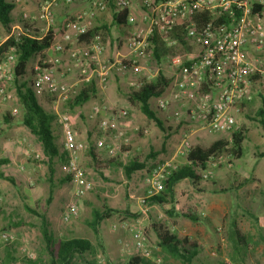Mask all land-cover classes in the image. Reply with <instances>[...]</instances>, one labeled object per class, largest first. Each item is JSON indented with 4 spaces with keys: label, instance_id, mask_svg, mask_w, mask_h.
I'll list each match as a JSON object with an SVG mask.
<instances>
[{
    "label": "built area",
    "instance_id": "obj_1",
    "mask_svg": "<svg viewBox=\"0 0 264 264\" xmlns=\"http://www.w3.org/2000/svg\"><path fill=\"white\" fill-rule=\"evenodd\" d=\"M58 0H37V10L34 18L26 13L22 14L21 21L13 26L9 38L15 43L21 36L31 37L35 22L42 23L40 28L43 37L48 30L56 26L54 19V5ZM71 5L76 0H62ZM140 3L141 21L145 28H135L126 37L124 44L129 55L134 60H145L149 57L148 37L155 33L159 40L167 47L176 45L173 37L176 29L181 30L184 41L195 47V54L175 56L170 64L176 67V74L169 84L164 95L154 100L157 110L165 111L174 105L172 113L177 124L187 128L181 129V140L177 147L178 155L184 157L193 146L190 142L191 132L205 131L207 133H221L230 138L238 132L241 121L237 117L238 105L249 102L254 95L260 93L264 97V0H138ZM90 10L81 11L65 18L59 39L46 49L55 53L66 51L65 43L69 36L67 29L76 28V37L84 33L92 25L91 21L97 13L106 10V0H89ZM15 0L14 4H18ZM117 12L122 8L129 10L128 24H134L131 13L132 0H116ZM206 13L210 19L197 24L193 19L198 14ZM0 40V46L7 39ZM96 36L85 46L77 45L69 51L72 66L76 70L79 82L87 83L97 71L94 67L99 63L104 47ZM125 61V59H122ZM120 61H113L107 72L116 68L125 72L134 67L140 72L136 62L129 69H125ZM129 62V61H127ZM16 56L14 48H9L0 54V106L4 103L18 102V97L12 86ZM45 63V62H44ZM46 64V63H45ZM49 65V64H48ZM32 74V89L36 96H57L67 99L75 93L70 86L59 83L54 78L53 66L44 67L35 63ZM138 86V85H137ZM256 87V92L252 89ZM14 107L11 115L17 114ZM91 116L101 115L97 129L99 136L93 145L95 150H104L109 159L118 154H124L123 148L130 146L127 135L129 128V113L127 110H115L104 103H96L91 107ZM57 123L61 131L62 151L65 154L60 171L70 178L72 193L62 207L61 218L69 223L78 217V199L91 190V183L79 163L78 155L84 152L87 145L76 138V133L69 118L62 114L57 115ZM2 123L0 120V129ZM143 135L149 130L144 129ZM115 139V140H114ZM116 141V142H115ZM1 156V154H0ZM217 165L232 167L226 156H219L208 163V169L202 173L204 180L212 177V169ZM177 168L171 161L158 163L145 172L146 193L139 197L140 214L147 217L149 206L147 200L157 196L163 190V182L170 173ZM3 198L0 195V203ZM117 226L114 224L113 228ZM132 243L123 244L126 252L132 250L141 258H151L147 244L145 228L142 225L129 228ZM15 236L10 232L0 233V245L7 246L15 242ZM21 257L33 259L34 255L26 245L18 248ZM157 264L159 261H156Z\"/></svg>",
    "mask_w": 264,
    "mask_h": 264
},
{
    "label": "rangeland",
    "instance_id": "obj_2",
    "mask_svg": "<svg viewBox=\"0 0 264 264\" xmlns=\"http://www.w3.org/2000/svg\"><path fill=\"white\" fill-rule=\"evenodd\" d=\"M132 5H135L133 0ZM23 13L30 16L29 12L22 11L19 19H21ZM15 24L16 22L12 25L10 24L7 28L0 24V40L10 37L9 34ZM133 26L132 30L135 28H145L146 24L140 20L139 23L136 22ZM34 29L38 30L40 35L43 34V31L40 30V25L35 24ZM53 30L58 39L62 32L65 31L62 26H59V28L58 26H55ZM121 36L122 38L119 39V41L124 43L126 37H123V35ZM180 38L184 43L181 40H177L176 45L172 47H167L162 43L165 51L163 57L166 58V60L156 61L150 53L147 59L137 61L131 56H122L120 52L121 45H119V43H116V49L119 51V55L114 54L113 58H108V56L105 55V40L100 37L99 40L104 47L100 59L104 58L105 60L104 62L101 60L100 63L94 65L97 71L92 76V80L95 79L102 87H105L108 85V79L117 75L119 78H127V80L124 79L126 83H131L129 86L127 84L126 90H129L132 87H137V85L143 80H152L159 72H157V70L161 68L162 65L164 66L166 61H171L175 56L182 57L188 54H195V47H193L188 41H184L183 36ZM64 45L66 46V51L60 54L66 53L69 55V51L76 46L75 41H73V44L65 43ZM109 59H112V62L120 61L122 59H125V61H129L130 63H134L135 61L136 66L142 70L137 72L135 71L134 66L125 72L117 71L116 68H112L111 72H107V68L111 64ZM39 60L40 56H35L27 67L28 72H30L32 66ZM44 62L53 66L54 78L59 83L66 84L61 80L60 75L58 76V71L60 72V70L63 69V67H61L62 63L60 62L58 66L47 63V57L45 54ZM152 75L154 76L152 77ZM66 76L69 75L67 74ZM75 80L79 81V77L76 75ZM75 80L66 85L70 86L72 90L77 91L81 83L78 82L79 85H74ZM121 91L125 92L123 86ZM37 97L39 103L45 110L50 111L56 115V117L58 114L66 115L73 126L74 121H77L80 118L78 109L70 111L67 108V100L70 97L67 99L49 95ZM253 99L251 105L253 110L251 115H254L257 108L260 107V100L257 95H254ZM88 106L90 107L91 105L89 104ZM13 107H16L18 111V115L16 114L18 119L13 123L14 129H16L19 135L24 134L26 139V141L23 142V152L21 154L23 156L18 163V173L25 181V188H27L28 185H31L33 189L37 190L36 201L29 202L32 209L36 211L37 214H32L25 210L24 205L26 204L27 196L23 194L22 185L15 187L3 179H0V195L3 198V204H1L0 207V233L10 232L16 239L9 247L0 245V264H27L25 258L21 257L18 253V248L22 245H26L33 253L34 258L30 259L31 261L37 262V258H40L41 262L38 264H47L48 256L44 253V244L40 233L41 220L39 216H43V218L50 224V230L53 233L56 243L60 240L71 237L86 238L94 245H97V243L100 242L103 246V251L98 248L96 259L102 264L106 260L110 261L112 264H128V261H130L131 258L138 256L133 250L131 252H126L123 249V244L125 242L129 245L132 243L129 228L138 225H142L146 231L147 244L149 251L151 252V258L148 259L150 262L153 264H157L156 261H159L158 264H180L177 260L166 258L160 252L159 247L157 246L156 236L150 230L152 222L157 224L161 223L172 233H176L180 237H187L188 239L195 241L201 249V252L198 255L201 264H217L218 262L223 264H264V250H259L258 247L264 245V157H260L261 154H264V132L261 129L262 127L255 120H251L239 111L237 112V117L246 131V139L243 144L244 155L241 159L234 161L233 166L237 172L249 174L253 178V181L245 186L246 188L252 189L246 191L244 198L237 197V199L233 198L230 201L231 195H222L218 198L221 204V209L216 208L215 206L218 202L216 198L212 205L213 208L211 209V213H208L205 209L204 195L201 194L203 190L201 188H198V190L195 189L189 181L184 180L176 185L175 196L171 203L164 204L163 206L154 205V208L149 209L146 218L142 217L138 211L134 212V214L127 219L126 217H122L123 212L120 211L121 213L117 214V219L114 223L117 227L113 228V225L110 223L107 233L102 235L101 230L99 229L100 234L95 236L86 222L91 219L93 210H100L102 209V206H106L103 197L105 192L113 194L114 189H125L119 187L122 182L119 180V175L116 173L113 176L105 177L93 175V179L87 178L91 183L92 188L83 197L78 199V217L69 223L63 222L61 211L65 202L70 198L72 185L70 183H64L62 185L57 184L58 181L65 176L60 171L62 164L55 163L52 179L57 187L54 190L52 202L47 204L46 199L48 196L49 184L47 181L48 169L46 159L43 156L41 146L21 124L22 107L20 102H14ZM113 109L121 110L123 108ZM168 109L167 110L172 116L173 109ZM124 110L129 111V113H134L136 111L137 115L141 116L138 107L134 106L131 112L129 108H125ZM73 128L76 130V127ZM209 135L208 139L203 141L204 144L211 143L213 139L222 137L226 138V136L221 133H213ZM60 141L59 132L55 137V143L59 146ZM19 152L20 151L17 153L19 154ZM166 157L167 156L163 154L160 157L159 163L169 160L175 164H181V159L183 158L180 156L178 157L179 160L178 158L171 159V157ZM83 167L85 166L83 165ZM214 169L224 174L225 180L221 181V185H227V179L230 175L228 169L224 165H217ZM145 172L146 169H144L143 174L140 173V180L145 177ZM253 182H255L256 185L260 183V185L253 188ZM246 197L249 198L247 199ZM175 207L178 209L175 210ZM170 211L178 213L191 211L196 213L201 219H206L207 223H193L186 218L170 215ZM209 215L211 216L209 217ZM232 220H235L238 229H240L244 235L249 237V242L251 244L247 247L249 248L248 250L242 248V251L245 250V252H241L242 256L236 255L237 252L233 249V243L227 236L228 227ZM259 235L262 238L261 240L258 238ZM9 255L14 258V261L11 263L6 262Z\"/></svg>",
    "mask_w": 264,
    "mask_h": 264
},
{
    "label": "trees",
    "instance_id": "obj_3",
    "mask_svg": "<svg viewBox=\"0 0 264 264\" xmlns=\"http://www.w3.org/2000/svg\"><path fill=\"white\" fill-rule=\"evenodd\" d=\"M156 1L159 2L165 0ZM115 3L116 0H106V10L110 12L112 25L121 28L124 36L128 37L129 32L131 31L129 30L130 25L128 24L129 10L127 8H122L117 12ZM13 8L14 2L0 0V24L5 28H7L12 22L10 13ZM209 19L210 15L203 13L198 14L193 20L197 24H200ZM99 30L102 31V34H109V28L107 27H101V29L90 27L84 33L76 37V45L78 47L87 45L96 36H100ZM55 39L56 33L52 29L48 30L43 37H41L38 30L33 29L30 38L21 36L18 43H15L12 38H9L0 46V54H4L9 48H14L16 63L14 66V79L12 86L22 107L21 123L41 145L43 156L46 159L48 169L47 181L49 184L48 196L46 199L47 204L52 202L54 190L57 187L52 179L55 163L62 164L64 162L65 154L63 151L60 152L52 133L53 128L57 126V117L50 111L45 110L39 103L38 97L32 89V74L28 72L27 67L35 56L38 55L40 56L38 64L44 67L50 66L44 63L43 53L51 43L55 41ZM148 42L150 44L149 50H151L153 58L156 61H159V58L165 55L162 42L155 33H152V35L148 37ZM121 65L125 69H129L133 64L122 60ZM170 83L171 79L165 77L162 72L159 71L152 80H143L137 87L130 88L127 93H124L123 99L126 103L139 107L143 116L148 120L153 121L154 124L164 132L165 129L163 124L159 120L156 110L151 106V100L162 96ZM252 90L256 92V87L254 86ZM96 92V82L94 80H90L87 83H81L79 89H77V91H75V93L67 100L68 110L73 111L76 108L83 107L84 104L95 97ZM256 95L260 100V107L257 108L254 115H251L253 110L251 106L254 100L253 98L249 102L238 105V111L251 120L258 122L264 132V97L260 93ZM3 121L5 124L9 125L12 122V118L6 113L3 117ZM245 132V129L241 127V129L238 132L233 133L230 138L218 139L208 146L199 144L193 145L186 156L181 159V164H177V168L164 180L162 192L147 200L148 206H163L164 204L171 203L175 196L176 185L184 180L189 181L193 187L198 190L200 182L206 181L203 179L202 173L208 169V163L211 160H214L221 155L226 156L231 163L241 159L244 155L243 144L246 139ZM168 136L169 135H166L164 137V141H166ZM164 144L165 143L163 142V149ZM163 149H161V151H163ZM89 152L96 169H102L115 163L116 166L122 167L123 175L127 179H129L136 171H141L143 169L150 170L159 163L156 161L157 156L159 155L157 152L149 153L143 161H140L138 158H133L124 166L116 162V159H110L102 163L95 154L94 145H90ZM260 157H264V154H261ZM5 163V160H2L0 156V165ZM227 169L230 174L231 183L228 188L219 189V193L237 191L253 181V178L250 175L241 176L236 171H233L230 168ZM0 179L7 180L12 184L20 183L25 185L24 179H22L20 175L18 176L11 172L9 169L0 171ZM64 183H70V178L64 177L59 180L57 184L62 185ZM27 190L29 191V195L26 194L28 195L27 197H29V202L36 201L37 190L33 189L31 185L27 186ZM32 194L33 196H31ZM24 208L29 213L37 214L28 203L27 205H24ZM120 213L121 212L118 210L102 206V209L92 211V217L86 223L89 225L95 236H98L100 223L113 214ZM124 213L126 214V212ZM169 214L175 217L186 218L193 223H207L206 219H201L196 213L191 211L181 213L170 211ZM39 217L41 220L40 233L44 244V253L48 256L47 264H102L96 259L98 248L103 251V246L100 242H98L97 245H94L86 238L71 237L60 240L56 243L53 233L50 230V224L43 218V216ZM150 230L155 234L157 246L166 258L177 260L180 264H201L200 258L198 257L201 249L195 241H192L187 237H180L176 233H172L161 223L157 224L152 222ZM227 236L233 243V249L237 252L236 255L242 256L241 252L247 250L249 237L240 232L235 220L230 222ZM9 246L10 245H7V247ZM242 248H245V250L242 251ZM25 260L27 261V264H38L41 262L40 258H37V262L26 258ZM12 261H14V258L9 255L6 262L11 263ZM103 264L112 263L106 260ZM128 264L153 263L148 259L136 256L131 258L130 261H128ZM217 264L223 263L218 262Z\"/></svg>",
    "mask_w": 264,
    "mask_h": 264
},
{
    "label": "crops",
    "instance_id": "obj_4",
    "mask_svg": "<svg viewBox=\"0 0 264 264\" xmlns=\"http://www.w3.org/2000/svg\"><path fill=\"white\" fill-rule=\"evenodd\" d=\"M7 1L14 2L15 0H7ZM133 1L135 5H133L131 13L134 18V23L136 22L139 23L141 20L140 19V6H139L140 4L138 0H133ZM53 9H54L55 24L59 28V26H62V27L64 26V21L67 16L76 14L81 11L88 12L90 10V2L89 0H77L75 3L71 5H66L63 3L62 0H58L56 1ZM36 10H37V0H19L18 4L16 5L14 4V8L10 13L11 19H12L11 25L14 24L15 22L19 23L21 21V19L19 18H20V14L22 11L29 12L30 17L34 18L36 15ZM35 23L40 25V28L42 27V23H39V22L38 23L35 22ZM91 23H92L91 27H97L99 29H101V27L109 28V34H105V33L102 34V31L99 30V33H100L99 37L105 40V44H106L105 45V48H106L105 55L108 56V58H113L114 54L119 55L118 53L119 51L116 49V45H117L116 43H119V45H121L120 52L122 56L129 55L125 44L119 41V39L122 38L121 35L125 37L122 32V29L117 26L112 25V18L108 10H105L104 12H101V13H97L95 17L92 19ZM133 25L130 26L129 30H132V27H134ZM66 32L68 36L70 37L67 42L69 44H73V41H75L74 36L76 35V28L74 26H71L67 29ZM173 37L176 40H182L180 38L181 30L176 29ZM43 54H45V56L47 57V63H51L52 65L54 64L57 66L59 65L60 62L62 63L61 67H63V69H61L60 72L58 71L59 73L58 76L60 75L61 80L64 83L70 84L71 82L75 80V75L78 76L77 72L74 69V66H72L73 63L68 54L66 53L57 54L53 51H47V50H45ZM101 60L102 62H104L105 59L104 58L99 59V63L101 62ZM160 60L164 61L166 60V58L160 57L159 61ZM109 62L112 63V59H109ZM111 71L112 70H110V72ZM158 71L162 72V74L165 77L170 78L172 81L174 78V75L176 74V67L171 65L170 61H166V64L164 66L162 65V67L159 68L157 72ZM67 74L69 76H66ZM153 76L154 75H152V77ZM124 79L127 80V78H119L117 75L114 76L113 78L110 77L108 79V85L105 87H102L101 84L94 79V81L96 82V89H97L95 97L89 100L86 104H84L83 107L76 108L79 110L80 118L77 121H74L73 127H76V130H75L76 138L79 141L87 145L86 150L78 155L79 163L81 164L82 167L83 165L85 166L83 168L85 169L84 171H85L86 177L89 179H93V175H99V176L105 177V176H113L115 173L118 174L119 180L122 181L119 187H123L125 189L124 190L123 189L119 190L118 188L114 189L113 194L112 193L108 194L107 192H105L103 194V197L105 200V205L108 208L113 209V210L118 209L119 211L123 212L122 217H126L127 219H129V217H131V215L134 214V212H138V211L140 212L141 208L138 205L137 199L146 193V184H145L144 177L141 180L139 179V175L140 173L141 174L144 173V169L141 171H136L130 176L129 179H127L123 175L122 167L116 166L115 163H112L111 165H108L102 169H96L95 165L92 162V158L89 152L90 145H93L92 143H94L95 139L100 135L97 129V125L102 116V114L96 116L95 118L91 116L92 115L91 107L93 105H95L96 103L98 104L104 103L110 108H123V109L129 108L130 112L134 108V105H130L126 103L123 99L124 93H127L130 90V89L126 90L127 84L128 86L129 84H131L130 82L126 83ZM78 82H79L78 80H75L74 85H79ZM122 86L125 92L121 91ZM154 100L155 98L151 100V106L153 109L156 110L157 116L159 120L161 121V123L163 124L165 131L164 132L161 131L154 124L153 121L145 118L142 113H140L141 116H139L137 115L136 111L134 113H129L128 111V113L130 114L129 115L130 122H129V128L127 129V135L130 138V146L123 148V151H127L126 153L118 154L115 158H113V159H116L115 161L120 163L122 166L126 165L133 158H138L140 159V161H143L147 157V155L151 152L159 153L156 159L157 162H159L160 157L163 154L167 156L166 158L171 157V159L180 157V155H178L177 153V147L181 140V135H182L181 129L182 130L185 129L187 131V128L184 127V125L182 124H177V122L173 119V117L169 113L168 111L169 109L165 111L157 110L154 105ZM89 104L91 105L90 107L88 106ZM13 108H14L13 103H8V102L0 106V120L2 123L1 129H0V154H1V159L5 160L6 162L5 164L0 165V171H4V169L5 170L9 169L11 170V172L19 176L20 174L18 173L19 171L18 163L21 161V158L23 156L21 155L23 152L22 150L23 142H25L26 139H25L24 134L19 135L16 129H14L13 123L14 121L18 119L16 117L18 115V112H17V115L12 116L11 111ZM174 108H175L174 105L170 106V109H173V111H174ZM6 113L7 115H9L10 118H12V122L9 125L5 124V122L3 121V117L4 115H6ZM56 125L57 126L53 128L52 133L54 137H56L57 133L59 134L60 132V139H61L62 137H61L60 126L58 125V123ZM144 129L149 130V133L146 136L143 135L142 133ZM209 134H213V133H207L205 131L191 132L190 142L192 143V145L199 144L203 146H208L212 142L218 139H221V138L213 139L211 143L204 144L203 141L208 139V137L210 136ZM166 135H169V136L166 139V141H164V137ZM163 142L165 143L164 149H163ZM58 147L61 152L62 151L61 141ZM161 149H163V151H161ZM18 151H20L19 152L20 155L17 153ZM95 154L97 155L98 159L101 160L102 163L110 160L107 157V154L104 150H95ZM230 169L233 171H236L234 169L233 163ZM237 173L240 174L241 176L249 175V174H242L240 172H237ZM229 177L227 179V182H228L227 185L222 186L221 181L225 180L224 174L213 168L211 179L200 182L198 187L203 190L201 194L204 195L206 212L211 213V209L213 208L212 205L214 204L216 198L218 202L215 204V206L216 208L221 209V204L218 198L221 197L222 195H226V196L231 195L230 197V201H231V199L233 198L237 199V197L244 198L246 191L252 189V188H246L245 187L247 185L246 184L244 187H242L241 189L237 191H228L226 193H219L218 192L219 189L229 187L231 183V179ZM4 181L8 182L9 184L15 187L22 185L20 183L12 184L11 182L7 180H4ZM253 184H254L253 188H256L257 186L260 185V183L256 185L255 182H253ZM22 186H23L22 187L23 194L29 195V191L27 190V188H25L24 185ZM31 196H33V194ZM246 198L248 199L249 197H246ZM27 203H29V197H27L26 204ZM1 204L3 203H0V207H1ZM150 208H154V205L149 206V209ZM177 209L178 208L175 207V210ZM124 212H126V214ZM210 216L211 215H209V217ZM116 219H117V214H113L112 216H110L109 218L105 219L104 221L100 223L99 229L101 230L102 235L107 233L109 224L111 223L112 225H114ZM258 238H260L259 240L262 239L260 235ZM249 245H251L250 242L248 243V246ZM258 247H259V250H264V245H261ZM248 249L249 248H247V250Z\"/></svg>",
    "mask_w": 264,
    "mask_h": 264
}]
</instances>
